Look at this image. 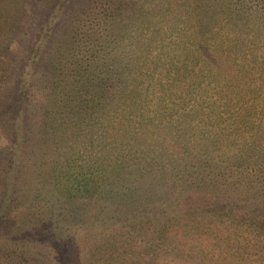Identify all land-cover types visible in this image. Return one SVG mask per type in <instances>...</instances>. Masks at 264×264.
I'll use <instances>...</instances> for the list:
<instances>
[{"label": "trees", "instance_id": "obj_1", "mask_svg": "<svg viewBox=\"0 0 264 264\" xmlns=\"http://www.w3.org/2000/svg\"><path fill=\"white\" fill-rule=\"evenodd\" d=\"M0 264H264V0H0Z\"/></svg>", "mask_w": 264, "mask_h": 264}]
</instances>
